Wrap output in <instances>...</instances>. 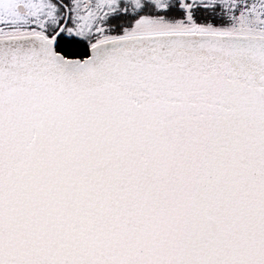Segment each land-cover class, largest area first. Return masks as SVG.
<instances>
[{
    "label": "snow or ice",
    "instance_id": "obj_1",
    "mask_svg": "<svg viewBox=\"0 0 264 264\" xmlns=\"http://www.w3.org/2000/svg\"><path fill=\"white\" fill-rule=\"evenodd\" d=\"M0 264H264V0H0Z\"/></svg>",
    "mask_w": 264,
    "mask_h": 264
}]
</instances>
